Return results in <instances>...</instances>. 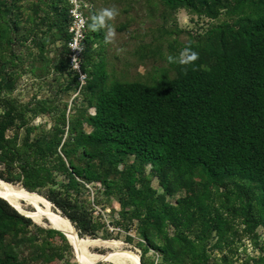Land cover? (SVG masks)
Returning <instances> with one entry per match:
<instances>
[{"label":"trees","instance_id":"1","mask_svg":"<svg viewBox=\"0 0 264 264\" xmlns=\"http://www.w3.org/2000/svg\"><path fill=\"white\" fill-rule=\"evenodd\" d=\"M160 1L172 11L185 9L211 20L230 7L229 11L239 14L237 29H215L204 45L189 42L186 48L197 52L198 59L178 63L173 77L163 74L153 83L114 80L108 84L103 62L92 63V71L87 72L92 48L103 38L100 26L89 27L82 70L89 75L85 88L87 105L94 109L87 119L91 131L70 124L63 139L65 126L56 125L50 141L21 144L20 128L15 127L20 115L0 116V154L8 172L0 171V179L11 182V173L18 170L27 191H37L61 210L80 237L96 238L90 213L52 187L49 158L55 155L53 168L68 180L64 188L100 183L108 192L113 188L123 192L120 225L129 230L126 218L138 220L144 242L141 264H207L205 243L212 232L221 235L225 226L209 202L213 189L228 191L232 185L244 220L254 228L264 227V217L256 219L250 211L254 199L264 211V0ZM47 6L51 13L45 19L47 30L55 29L69 42V1L51 0ZM11 12L6 1L0 0V55L8 50L17 58L9 49L16 29ZM69 72L76 83L77 75ZM10 82L11 76L0 65V93ZM9 130L12 137H7ZM76 155L79 164L74 162ZM129 157L134 159L132 167L118 171ZM147 166L148 176L157 178L163 196L157 195L144 175ZM47 184L45 195L39 189ZM197 187L200 190L192 197L177 198L175 204L165 202V196L181 190L195 192ZM30 226H34L30 218L0 198V264H52L62 258L54 238L71 247L67 237L52 228L38 229L42 239L37 241L28 233ZM168 226L176 230L172 237L164 232ZM186 230L196 239L191 240ZM24 247L29 250L27 256H23ZM149 253L155 262L145 261Z\"/></svg>","mask_w":264,"mask_h":264},{"label":"rangeland","instance_id":"2","mask_svg":"<svg viewBox=\"0 0 264 264\" xmlns=\"http://www.w3.org/2000/svg\"><path fill=\"white\" fill-rule=\"evenodd\" d=\"M5 1L11 7L16 25L14 43L9 49L17 58H12L8 50L0 55L1 67L11 76L9 86L0 93V116L20 115L21 118H16L15 127L20 128L18 141L21 144L25 141H29L30 144L50 141L56 125L65 126L63 139L68 137L70 124L90 132L92 128L87 119L94 115V109L88 107L86 102L85 87L89 75L83 71L86 77L83 84L72 80L67 66L69 42L55 29L47 30L45 19L51 17L47 6L51 0ZM84 2L87 5L84 9L87 12L86 32L89 31L93 18L98 17L104 9H113L117 13L114 18L101 23L103 38L93 46L86 68L87 72H90L92 63L103 62L108 73V84L114 80L153 83L163 74L166 77H173L178 62H170L169 56L178 58L189 42L204 45L210 32L215 29L233 26L236 30L235 23L239 16L229 11L230 7H228L221 9L219 16L211 20L185 9L172 11L160 0H85ZM13 134V130H9L7 137H12ZM58 152L60 153V149ZM55 158V155L49 158L54 179L52 187L72 203L83 206L90 213L96 226V238L89 236L83 238L116 241L120 243L119 247L122 251L135 252L140 257L144 242L138 233V220L131 221L126 218L125 224L130 226L129 230H124L120 225L122 215L119 200L124 198L123 192L118 188L108 192L100 183L66 189L64 185L68 180L61 171L53 168V165L57 164ZM74 162L80 163L78 155L74 156ZM133 162V157L124 160L118 166V171L132 167ZM0 171L5 175L8 173L1 154ZM149 174L147 166L144 175ZM148 177L152 189L158 196H163L157 178ZM10 179L11 182L0 180L16 188L25 189L18 170L11 173ZM196 180L199 183L203 182L199 175ZM48 188L47 184L39 191L47 195ZM122 190L125 191L124 188ZM199 190L200 187L195 188V192L181 190L173 196H165V202L175 204L177 198L192 197ZM237 195L238 191L233 189L232 185L228 191L223 188L213 189L210 194L209 202L212 207L214 206L215 214L222 216L225 226L222 227L221 235L212 232L205 243L207 264H256L255 262L264 264L262 252L264 227L256 225L254 228L253 224L250 225L244 220ZM21 205H24L22 208L25 211L34 212L31 206L23 202ZM52 210L60 216L63 215L62 211L59 209L57 211L53 205ZM250 211L256 219L261 215L264 217V211L257 205L256 199L253 200ZM44 222L47 226L34 223V226L28 228V233L36 236L37 241L42 239V236L37 235L38 229L51 227L47 218H44ZM74 231L76 232L75 229ZM164 232L168 237H172L176 230L168 226ZM76 234L79 236L77 232ZM185 234L191 240L196 239L188 234L187 230ZM52 241L61 247L59 252L62 254V258L52 264H87L68 240L72 247L69 249L57 238ZM89 252L106 255L112 254L113 250L108 245H98L90 247ZM28 254V248L24 247L23 256ZM144 259L147 262H155V258L150 253ZM97 264L113 263L101 261Z\"/></svg>","mask_w":264,"mask_h":264},{"label":"bare ground","instance_id":"3","mask_svg":"<svg viewBox=\"0 0 264 264\" xmlns=\"http://www.w3.org/2000/svg\"><path fill=\"white\" fill-rule=\"evenodd\" d=\"M0 196L8 199L20 212L33 219L36 224L47 226L44 218L49 220V225L61 230L67 240L87 264H97L101 261H109L113 264H139L140 258L135 252L122 251L120 243L116 241H102L99 239L83 238L76 234L71 223L52 210V204L44 197L28 192L23 188H16L9 183L0 180ZM21 202L31 206L33 211H25ZM27 208V207H26ZM98 245H108L113 250L112 254H92L89 248ZM105 247V246H104Z\"/></svg>","mask_w":264,"mask_h":264},{"label":"built area","instance_id":"4","mask_svg":"<svg viewBox=\"0 0 264 264\" xmlns=\"http://www.w3.org/2000/svg\"><path fill=\"white\" fill-rule=\"evenodd\" d=\"M71 6L69 11V28L68 32L71 35V39L68 43L69 56L68 64L69 70L77 75V80L81 84L85 83V75L82 70L83 61V41L87 29V16L85 14L86 4L83 0H68ZM84 20V25L81 27L80 21ZM77 44L78 48L81 50H76L72 46ZM75 58V59H74ZM76 65H79L78 68Z\"/></svg>","mask_w":264,"mask_h":264},{"label":"clouds","instance_id":"5","mask_svg":"<svg viewBox=\"0 0 264 264\" xmlns=\"http://www.w3.org/2000/svg\"><path fill=\"white\" fill-rule=\"evenodd\" d=\"M117 15L116 11L113 9H104L100 15L98 17H94L93 18V23L91 25H89L90 28H92L93 30H95L96 28H98L102 22L114 18ZM84 20L80 21V25L81 27H83L84 25ZM74 49L76 50H81L80 48H78L77 44H73L72 46ZM75 59V58H74ZM198 59V53L195 51L190 50L189 48H185L183 49L180 54L179 57H172L169 56L168 60L170 62H178L180 64H188L190 62H194L195 60ZM79 65H76V67L78 68Z\"/></svg>","mask_w":264,"mask_h":264},{"label":"water","instance_id":"6","mask_svg":"<svg viewBox=\"0 0 264 264\" xmlns=\"http://www.w3.org/2000/svg\"><path fill=\"white\" fill-rule=\"evenodd\" d=\"M0 198L1 199H3V200H5L12 208H14L19 214H21V215H23V216H25V217H27V218H30V217H28L26 214H23L22 212H20L14 205H12V203L8 200V199H6V198H4V197H1L0 196ZM52 204V203H51ZM53 205V204H52ZM56 209V208H55ZM57 211H59L58 209H56ZM31 219V218H30ZM32 221H34L33 219H31ZM67 221L69 222V223H71L68 219H67ZM35 222V221H34ZM50 228H52V229H55V230H57V231H59V232H61L63 235H64V233L61 231V230H58V229H56L55 227H50ZM74 229H75V227H74ZM76 230V229H75ZM77 232V231H76ZM140 258V257H139ZM139 264H141V263H139Z\"/></svg>","mask_w":264,"mask_h":264}]
</instances>
